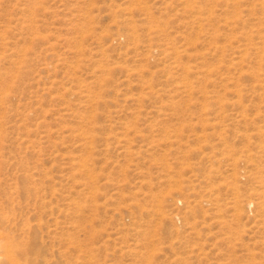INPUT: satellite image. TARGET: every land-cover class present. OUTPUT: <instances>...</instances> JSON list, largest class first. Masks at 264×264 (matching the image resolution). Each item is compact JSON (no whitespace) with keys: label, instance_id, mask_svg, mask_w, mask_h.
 Segmentation results:
<instances>
[{"label":"rangeland","instance_id":"1","mask_svg":"<svg viewBox=\"0 0 264 264\" xmlns=\"http://www.w3.org/2000/svg\"><path fill=\"white\" fill-rule=\"evenodd\" d=\"M15 246L264 264V0H0V255Z\"/></svg>","mask_w":264,"mask_h":264},{"label":"bare ground","instance_id":"2","mask_svg":"<svg viewBox=\"0 0 264 264\" xmlns=\"http://www.w3.org/2000/svg\"><path fill=\"white\" fill-rule=\"evenodd\" d=\"M32 258L23 247L15 246L12 248L5 247L3 255H0V264H28Z\"/></svg>","mask_w":264,"mask_h":264}]
</instances>
